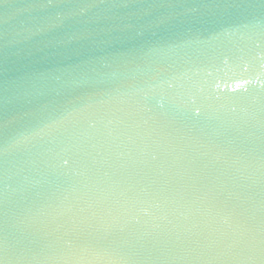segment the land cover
<instances>
[{
  "label": "water",
  "instance_id": "water-1",
  "mask_svg": "<svg viewBox=\"0 0 264 264\" xmlns=\"http://www.w3.org/2000/svg\"><path fill=\"white\" fill-rule=\"evenodd\" d=\"M0 264H264V0H0Z\"/></svg>",
  "mask_w": 264,
  "mask_h": 264
}]
</instances>
